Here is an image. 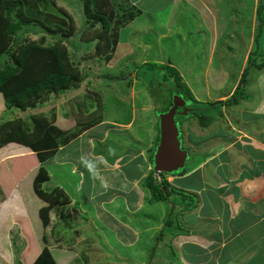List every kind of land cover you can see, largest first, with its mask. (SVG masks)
<instances>
[{"label":"rangeland","instance_id":"obj_1","mask_svg":"<svg viewBox=\"0 0 264 264\" xmlns=\"http://www.w3.org/2000/svg\"><path fill=\"white\" fill-rule=\"evenodd\" d=\"M51 1L56 8L65 10L72 18L74 31L69 36L60 35L59 39L67 50L69 61L79 72L80 79L73 88L62 94L46 97L30 112H13L14 120L26 121L44 114L63 133L61 139H65L70 138L72 132L79 128L78 124L91 123L92 119L101 118L100 123L92 125L78 136L80 143H87H84L87 147H81L83 153L86 148L91 150L92 147V152H96L92 154L93 157L105 154L114 163L110 164L117 168L121 165L119 160L124 161L127 154V158L133 154L136 158L139 157L142 165H139V169L142 168L144 173L146 168L149 169L146 157L153 150L156 139V118L161 116H155L153 112L161 109V104L162 108L167 106L168 100L165 101V97L167 98L171 87L168 83L161 85L168 87L164 91L163 88H157L156 83L147 84V76L143 73L150 71L144 66L155 64L177 71L194 99L187 100V106L191 111H199L198 113L205 110L200 115L206 117L195 119L189 112H185V115L180 112L176 117L182 133L181 144L189 154L181 169L163 174L164 176L179 177L188 174L194 164L192 152L197 151V155L204 152L214 155L213 139L217 136L214 132L224 129L228 122L232 124L231 120L245 121L248 128L254 130L260 127L264 133V117L250 113L259 100L260 109H264V68L247 69L248 61L255 66L264 62V25H260L257 13L259 6L264 8V0H202V4L201 0H131L135 5L132 10H128V14L135 13L136 10L141 14L119 32L118 44L109 59L104 56L99 59L96 54L97 28H90L86 24L82 0ZM40 39H44L45 44L54 42L49 32L33 24H25L17 32L14 41L37 42ZM1 63L0 60V65ZM245 69L244 82L247 84L237 95L245 97V100L238 102L237 107L242 118L237 115L238 111L228 113V116V109L220 108L221 105L207 107L217 99L222 101L221 97L232 92ZM139 72L141 79L137 77ZM156 94L162 96L163 102L155 100ZM8 117L10 115L6 113L1 119L7 120ZM208 117H215L216 124L212 129L209 128L211 131L208 133H199L201 127L208 126ZM74 141L72 139L68 144ZM75 147L74 144L63 153L68 157H75L79 150H73ZM25 155H32L27 159L35 162L34 153ZM78 156L83 157V154ZM114 156L119 159L117 162ZM47 160L41 165L48 175L41 190L45 193L61 190L69 201L64 206H53L46 225L41 224L38 217L39 210L45 208L46 203L37 200L32 193V181L36 175L32 167L24 166L16 170L15 161L7 163L6 169L0 168L1 178L12 181V184L2 180L0 182V206L7 202L3 198L7 195L9 197L12 185L22 198L19 205L22 217L14 223L19 228V234L17 228H4L6 233L0 228V264H32L44 249L51 252L58 264H85L83 257L87 259L86 264H138L135 257L144 261V264H161L159 259L163 261L165 257L164 247L168 249L166 255L170 254L169 241L172 238L169 235L177 234H172V231L176 227L175 219L180 225L182 213L171 216L172 228L169 229L160 225L164 215L163 205H166V213L171 211V205L168 207L167 203H150L148 206L143 200L141 210L131 212L135 209L136 193L125 178L137 177L135 166L130 168L124 164L109 178L93 181L87 177L72 176L70 172H76L72 170V166L71 169L60 170L58 165V169L49 171L47 167H50V161ZM82 160L86 163L84 158ZM97 162L101 163L100 160ZM200 164L203 161L198 163ZM218 170L219 168L214 169L213 172ZM146 176L147 173H144L143 177ZM158 177L156 173L153 175L155 186L160 184L161 179ZM176 179L178 180L174 181L172 187L179 196L180 203L177 206L184 205L180 210H194L202 205L207 192L204 191L199 196L183 191L185 188H195L197 179L194 176ZM165 182L169 184L171 181ZM133 184L134 182L132 188H141L139 183ZM94 188L97 189L96 193L101 192L98 200H103V205H97L96 220H91L88 214H82L77 204L79 200L83 202L81 194L92 193ZM116 194L120 196L114 197ZM76 214L74 220L70 218ZM4 219L5 217L0 219V227L4 226ZM128 224H131L130 227L122 229L123 225ZM147 225L150 228L145 230ZM43 237H47L45 244L42 243ZM12 238L17 248L12 245ZM136 238L138 241L130 246L129 243Z\"/></svg>","mask_w":264,"mask_h":264},{"label":"crops","instance_id":"obj_2","mask_svg":"<svg viewBox=\"0 0 264 264\" xmlns=\"http://www.w3.org/2000/svg\"><path fill=\"white\" fill-rule=\"evenodd\" d=\"M130 4L134 7L135 2L130 0ZM198 7L200 8V12H202L201 6L199 5ZM125 27L120 29V32L124 30ZM234 89L232 92L227 93L226 96L224 95L221 97L223 98L221 102H225L231 96ZM217 101L219 102V99H217ZM259 101L256 104V108L252 109L250 113L262 118L264 117V109H260ZM238 105L239 103L235 106L222 105L220 108H225V110L228 109L226 112L228 116V113H236L238 111L237 115L240 116L241 119V111L237 110ZM17 111L19 113L23 112L16 109L7 110L3 95L0 94V123L11 119L13 120L14 117L12 113H18ZM26 111L30 112V110ZM6 113H8L10 117H8L7 120L1 119ZM222 115L225 119L227 118L225 114ZM224 118H222L223 121ZM216 120L215 117H212L208 126L204 125V127H201L199 133H208L211 131V127L216 124ZM231 121L232 124L226 122L227 124L224 129H219L214 132L218 136L213 139V144L215 146V148H213L214 155L208 152L197 155V151L194 150L196 151L192 152L194 164L192 170L188 171V174L172 178L166 177V181H171L168 184V188H173L174 190L175 188L172 187V184H174L175 180H178L176 178L185 179L194 176L198 182L197 185L195 183L196 187L192 189L185 188L183 191L199 196L205 191L208 195L203 199L204 202L202 205L198 208H194V210L189 209L188 211L180 210L184 205L177 206V203H180L177 194L168 196V200L164 203H167L168 207L171 205V211L169 213L167 212V216L166 205H163L162 209L164 210L162 213H164V215L161 214L163 217L161 216L162 223H160V225H164L165 227H163L166 228V221H168L173 214L177 215L182 213V215H180L182 221L180 222V228L177 219H175L176 227L172 231V234H177L173 236L169 235L172 238L169 241V248L171 251L169 255H166L168 249L164 247V249H166L164 250L165 257H163V261L159 259L161 264H264V133L262 131L263 129H260V127L254 130L248 128L247 122L245 121ZM77 138L74 139L75 141L73 143L57 149L55 152L56 154L47 160L50 161V167H47V170L50 169L53 172L58 165L60 170L63 168L67 170L73 167L72 170L76 172L71 171L70 174L72 176L74 175L78 178L87 177L93 181H100L106 177L109 178L110 175L115 173L122 165L124 166V164L130 166V168L135 166L136 170L134 171H137V177L134 179L131 177L125 178L127 183L131 184V189H134L136 193L134 201L135 209L131 212L141 210L143 200H145L148 206L150 203H155L151 200L152 197L150 192L144 187L145 178L143 175L147 173L148 176L151 170L148 164V157H146V160L149 169L146 168L144 173L142 172V168L139 169V165H141L139 157L136 158L133 154L130 158H127L129 157L127 154L124 161H120L115 158L117 156H114L113 158H115L116 162L118 160L119 163L121 162V165L117 168L111 165L114 163L109 160L105 154H103V156L93 157L92 154L96 152H92V147L90 148L91 150L86 148L83 153L81 147H87L85 145L87 143L82 141V144V142H79L80 139ZM224 143H226L225 147L223 146ZM74 144L76 147L73 148V150H79L75 157H68L63 152L68 151ZM123 151L124 150H122V152ZM27 152L29 154L33 153L29 148L17 143H8L2 146L0 148V168L7 163L9 164V162L13 163L17 161V163L20 164L19 160L22 157H29L25 155L28 154ZM124 152L127 153L126 151ZM79 154H83V157L78 156ZM82 158L85 159L86 163ZM97 160H100L101 163H98ZM200 161H203V164L198 165ZM67 162L70 163L65 165ZM36 166L37 164L35 163V167ZM217 168H219V170L213 172V170ZM35 171L36 170H34V172ZM60 173L63 174V172ZM79 174L82 175L79 176ZM132 182H134V184L136 182L137 184L139 183L141 188H132ZM12 186V189L8 192V194H10L9 197H7V195L3 198V200L7 199V202L3 204L4 206H0V219L5 217L3 220L5 221L3 224L4 226L0 228H2L3 230L1 231L5 233L6 231L4 228H7V230L11 227L13 228L15 226V221L20 220L22 217H20L19 212V205L22 198L17 191H14L15 186ZM79 191L81 193V190ZM96 192L97 189L94 188L92 193L81 194L83 202L81 203L79 200V204L76 203L78 208L80 207L79 210L82 214H88L91 220H96L95 209L97 205H103V200H98L101 192ZM116 196L118 197L120 194H116L114 197ZM173 203H175V205H173ZM76 217L77 215L75 218ZM11 221L13 222L12 225ZM9 224L11 225L10 227L8 226ZM130 225L131 224L127 226L123 225L122 229H127ZM148 228H150L149 225L144 229L148 230ZM136 241H138V238L132 240L129 243L130 246ZM135 260L138 261V264H144V261L139 260L138 257H135ZM164 261L166 263H163Z\"/></svg>","mask_w":264,"mask_h":264},{"label":"trees","instance_id":"obj_3","mask_svg":"<svg viewBox=\"0 0 264 264\" xmlns=\"http://www.w3.org/2000/svg\"><path fill=\"white\" fill-rule=\"evenodd\" d=\"M54 7L55 4L51 0H0V60L2 61L0 65V94L3 95L7 110L16 109L23 112L33 110L46 97L62 94L64 91L73 88L80 79L79 72L69 61L67 50L59 39L60 35L62 37L64 35L69 36L74 31L72 18L63 9ZM82 8L86 24L91 26L90 28H97L95 51L99 59L102 58L101 56L107 59L110 58V54L115 51V47L118 44L120 29L124 28L134 17H138L141 14L139 10L128 14V10L133 9L130 0H82ZM257 13L260 25L263 26L264 8L259 6ZM120 14L122 15L120 16ZM260 14L262 19H260ZM25 24H33L40 27V29L42 28L45 32H49L54 42L45 44L44 39H40L37 42L18 43L14 41L17 32ZM105 53L106 56L104 55ZM144 67L150 71V73H143L147 76L148 83H146L148 85L156 83L157 88H163L164 91L167 86L164 88L161 85L168 83L171 86L170 90H167V98L165 97V101L166 99L168 100L167 106L162 108L161 104V109L153 112L155 116L161 115L169 109L171 98L174 95L180 96L186 101H194L189 89L181 81L176 70L168 66L158 67L155 64H147ZM250 67L262 70L264 62L255 66L248 61L247 69ZM247 69L244 70L238 85L225 102L209 103L207 107H216L217 105L235 106L240 100H245V97H237V95L247 84L244 82ZM137 77L141 79V72L137 73ZM151 80L153 82H150ZM155 100L162 101V96H157L156 94ZM204 111L201 110V112ZM198 112L190 111L189 113L193 114L195 119L196 116H198L197 119L206 118L200 115L201 112ZM100 119H92L91 123L78 124L79 128L72 132L70 138L65 139H61L63 138V133L54 127L50 118L44 114H39L26 121L13 119L0 123V148L8 143H17L29 148L35 155V162L34 160L28 161L27 157H22L27 160H22L21 158L19 160L20 164H16V170L24 166H29L36 170V175L32 181V193L37 200L39 199L46 203V207L41 208L38 212L41 224L46 225L49 211L53 206H64L69 201L62 195L61 190L56 189L51 193H45L41 190V185L48 180L47 172L41 166L42 163L51 158L58 148L65 146L70 140L89 130L92 125L95 126L100 123ZM207 119L209 123L211 118L208 117ZM156 121V139L153 150L148 156V164L151 170L144 180V187L150 192L151 200L155 203L166 202L169 195L175 194L172 188H168V184L165 182L166 176L163 174L160 175V184L155 186L153 181V175L155 174L152 172L153 153H155L159 141V119L156 118ZM177 126L179 127V125ZM35 163L37 164L36 167ZM1 168L6 169V165ZM1 180L12 184V181H8L4 177L1 178L0 174V182ZM70 218L75 219L72 216ZM170 218L166 221V227L169 229L172 228ZM13 229H16L19 234L18 227L14 226ZM12 241L14 248H17L15 247L14 238H12ZM43 242L44 244L47 243V237H43ZM82 259L86 264L87 259L85 257ZM32 264L58 263L51 252L44 249Z\"/></svg>","mask_w":264,"mask_h":264},{"label":"water","instance_id":"obj_4","mask_svg":"<svg viewBox=\"0 0 264 264\" xmlns=\"http://www.w3.org/2000/svg\"><path fill=\"white\" fill-rule=\"evenodd\" d=\"M181 109L183 110L182 115L188 111L185 110V101L180 96L174 95L171 98L169 109L159 118V141L152 166V172L158 176L181 169L188 158V154L181 148V129L174 123L176 112Z\"/></svg>","mask_w":264,"mask_h":264},{"label":"flooded vegetation","instance_id":"obj_5","mask_svg":"<svg viewBox=\"0 0 264 264\" xmlns=\"http://www.w3.org/2000/svg\"><path fill=\"white\" fill-rule=\"evenodd\" d=\"M184 101H185V110H188V111H187V113H188V112L191 111V108H189V107L187 106V101H186V100H184ZM182 111H183V110L181 109V110H179V111L176 112L177 115H176L175 118H174V123H175L176 125H177V119H176V117H177V116L179 115V113L182 112ZM197 117H198V116H196V118H197ZM181 148H182V150H184L187 154H189V153L185 150V148H183V143H182V147H181ZM164 174H165V173H164ZM166 175H167V174H166ZM166 177H167V176H166ZM168 177H171V178H172L173 176H168Z\"/></svg>","mask_w":264,"mask_h":264},{"label":"clouds","instance_id":"obj_6","mask_svg":"<svg viewBox=\"0 0 264 264\" xmlns=\"http://www.w3.org/2000/svg\"><path fill=\"white\" fill-rule=\"evenodd\" d=\"M181 146H182V144H181ZM184 148V147H183ZM186 150V149H185ZM187 151V150H186ZM160 177V176H159Z\"/></svg>","mask_w":264,"mask_h":264}]
</instances>
